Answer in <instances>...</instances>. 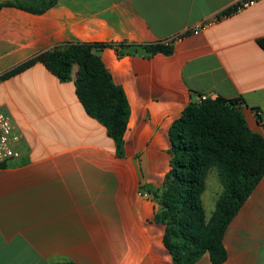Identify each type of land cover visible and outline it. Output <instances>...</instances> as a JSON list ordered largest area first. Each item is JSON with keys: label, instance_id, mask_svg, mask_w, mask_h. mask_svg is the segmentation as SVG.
<instances>
[{"label": "crops", "instance_id": "0c3cea01", "mask_svg": "<svg viewBox=\"0 0 264 264\" xmlns=\"http://www.w3.org/2000/svg\"><path fill=\"white\" fill-rule=\"evenodd\" d=\"M237 1L56 0L41 13L0 6V108L26 137L22 156L0 164V264H175L153 194L171 170L173 122L210 94L241 99L249 128L264 136V0L194 32ZM161 42L170 53L146 51ZM69 43L108 44L94 51L130 106L122 154L77 96V64L69 80L39 60L1 77ZM117 44L128 45L123 55ZM222 189L210 172L204 207ZM223 244L224 261L207 252L193 264H264V175Z\"/></svg>", "mask_w": 264, "mask_h": 264}, {"label": "trees", "instance_id": "16d2710c", "mask_svg": "<svg viewBox=\"0 0 264 264\" xmlns=\"http://www.w3.org/2000/svg\"><path fill=\"white\" fill-rule=\"evenodd\" d=\"M55 1L8 0L0 6L13 5L41 13ZM237 10V5H233L223 13L228 16ZM259 43L264 48V38ZM107 45H60L1 77L20 72L39 60L60 79L69 80L77 64L76 94L86 112L107 127L122 154L130 106L125 92L113 82L94 51ZM127 46L117 44L118 54L123 55ZM145 49L150 54L170 53L172 47L161 42L148 44ZM240 103L241 99L222 97L191 103L170 128L171 170L153 194L159 204L155 219L165 224L163 241L175 264H193L207 252L214 263L224 261L227 252L223 237L227 226L264 175V136L249 128ZM213 169L223 189L208 218L202 195Z\"/></svg>", "mask_w": 264, "mask_h": 264}, {"label": "built area", "instance_id": "2783aa9c", "mask_svg": "<svg viewBox=\"0 0 264 264\" xmlns=\"http://www.w3.org/2000/svg\"><path fill=\"white\" fill-rule=\"evenodd\" d=\"M258 1L260 0H239L235 5H237V11H239L243 8L256 4ZM223 12L216 15L213 19L204 22V24L198 25L194 32L197 33L204 26L210 25L211 23L226 17L227 15ZM163 43L167 44V42ZM207 99H216V97L210 94H202L199 97V102ZM25 147V134L20 129L13 114L5 108H0V164L20 158Z\"/></svg>", "mask_w": 264, "mask_h": 264}, {"label": "rangeland", "instance_id": "374dc122", "mask_svg": "<svg viewBox=\"0 0 264 264\" xmlns=\"http://www.w3.org/2000/svg\"><path fill=\"white\" fill-rule=\"evenodd\" d=\"M211 172H213V173L216 172V169H213ZM212 186H213V188L210 189V193H216L215 192L216 186L215 185H212ZM205 202H206L205 208H206V211L208 213L207 217L210 218V216L212 215V211L215 209L216 202L213 200H207V199L205 200Z\"/></svg>", "mask_w": 264, "mask_h": 264}, {"label": "water", "instance_id": "95a60500", "mask_svg": "<svg viewBox=\"0 0 264 264\" xmlns=\"http://www.w3.org/2000/svg\"><path fill=\"white\" fill-rule=\"evenodd\" d=\"M5 1H8V0H0V3L5 2Z\"/></svg>", "mask_w": 264, "mask_h": 264}]
</instances>
